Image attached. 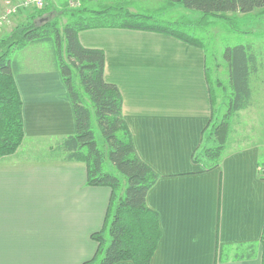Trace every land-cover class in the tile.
Instances as JSON below:
<instances>
[{"label": "crops", "instance_id": "1", "mask_svg": "<svg viewBox=\"0 0 264 264\" xmlns=\"http://www.w3.org/2000/svg\"><path fill=\"white\" fill-rule=\"evenodd\" d=\"M136 1L124 3L134 14ZM10 25L0 27V39ZM79 40L105 52V79L121 92L136 151L160 176L147 196L162 232L150 264H261L264 142L229 152L211 171L193 160L215 112L206 49L117 28L85 30ZM16 51L25 139L0 160V264H84L98 252L92 236L105 227L112 190L88 185L86 163L50 158L76 133L73 104L51 47ZM252 243L255 258L235 259L236 247Z\"/></svg>", "mask_w": 264, "mask_h": 264}, {"label": "trees", "instance_id": "2", "mask_svg": "<svg viewBox=\"0 0 264 264\" xmlns=\"http://www.w3.org/2000/svg\"><path fill=\"white\" fill-rule=\"evenodd\" d=\"M93 1L84 0V4ZM166 2L169 6L177 5L199 12L202 18L195 24L187 20L164 21L154 13L134 14L124 4H115L107 5L102 10H72L70 21L60 28L56 19L45 20V9H36V15L29 16L26 23L18 25L9 35L0 39V160L15 155L25 139L23 101L15 82L19 68L11 60V55L15 50L30 44L50 43L57 71L67 86L73 104L76 133L53 146L49 156L63 162L86 163L88 185L109 187L112 190L105 227L92 236L99 245L98 252L94 259L84 264H117L126 261L150 264L162 232L158 213L147 205V196L160 176L141 160L136 151L123 116L121 92L116 85L105 79V52L84 47L79 40V33L103 28L151 31L205 49L202 40L190 33L192 27L209 26L212 24L208 21L210 18L232 22L234 18L227 14L248 15L264 10V0ZM37 21H41L42 25L36 24ZM224 60L228 71V120L214 125L215 145L202 150L200 148L202 152L198 150L193 159L207 171L218 168L229 154L227 145L231 133L230 119L251 106L252 78L259 71L258 54L252 44L226 48ZM208 83L215 107V95L209 78ZM216 84L221 86L219 82ZM87 100L92 109L86 103ZM95 126L102 138L101 146L97 141ZM107 160L126 179L124 195L119 193L122 188L121 179L104 170ZM107 233L111 238L109 245ZM261 245V264H264V229ZM235 251L237 260L253 259L257 255V244L239 245Z\"/></svg>", "mask_w": 264, "mask_h": 264}, {"label": "rangeland", "instance_id": "3", "mask_svg": "<svg viewBox=\"0 0 264 264\" xmlns=\"http://www.w3.org/2000/svg\"><path fill=\"white\" fill-rule=\"evenodd\" d=\"M126 1L128 0H95L84 4V0H46L44 17L45 20L53 21L56 19V21H59L58 26L62 28L70 21V11L72 10L83 8L102 10L107 5H123ZM137 1L133 2L132 5L138 7L141 13H154L157 18L164 21L180 22L187 20L195 24L202 18L201 13L190 11L177 5L169 6L166 0ZM20 2L21 0H0V17L8 14L9 10L12 12L7 19L8 24L10 22L13 24L12 26L10 25L11 28H16L18 25L26 23L29 16L36 15V9H21L19 7ZM227 15L228 17H233L234 20L230 22L223 19L210 18L208 21L212 22L211 25L203 28L194 26L191 28L190 33L202 40L207 51L208 78L215 95V116L207 129L201 150L215 145V136H213L214 125H219L223 121L228 120L226 118L229 96L228 71L224 60L226 48L252 44L261 62V67L259 62L258 73L252 78L253 98L251 106L230 119L231 133L227 145V153H229L247 145L264 142V12L244 18L232 14ZM36 24L42 25L41 21H37ZM43 44L48 49L52 47L50 43ZM18 54L19 52L16 51L13 56ZM216 82H219L221 86H217ZM86 103L92 108L89 100ZM95 132L98 143L100 146L103 145L100 132L96 126ZM201 150L199 151L202 152ZM104 170L121 179L122 188L120 194L124 195L127 188L126 179L108 160L105 162ZM106 239L107 245H109L111 238L108 233L106 234Z\"/></svg>", "mask_w": 264, "mask_h": 264}, {"label": "built area", "instance_id": "4", "mask_svg": "<svg viewBox=\"0 0 264 264\" xmlns=\"http://www.w3.org/2000/svg\"><path fill=\"white\" fill-rule=\"evenodd\" d=\"M46 6V0H21L19 7L22 9H37L42 10ZM12 12L9 10L8 14L0 17V26L5 24L7 22V19L9 18L10 14Z\"/></svg>", "mask_w": 264, "mask_h": 264}]
</instances>
